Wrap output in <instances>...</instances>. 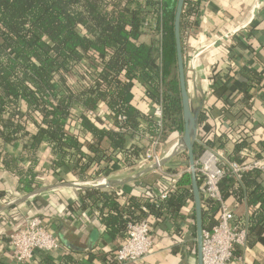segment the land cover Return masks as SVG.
I'll use <instances>...</instances> for the list:
<instances>
[{"label":"trees","instance_id":"1","mask_svg":"<svg viewBox=\"0 0 264 264\" xmlns=\"http://www.w3.org/2000/svg\"><path fill=\"white\" fill-rule=\"evenodd\" d=\"M177 2L0 0V164L18 176L20 192L31 194L37 188L38 152L45 143L51 148L55 166L72 163L84 178L93 157L97 162L106 159V149L101 146L104 140L132 165L137 157L144 156L150 142L127 148L129 137L161 134V141L168 143L174 136L183 135L174 30ZM198 10L199 2L185 0L180 28L187 85L190 55L186 40ZM146 33L153 35L150 43L141 40ZM251 72L245 86L260 85L263 76ZM135 82L153 102L148 114L131 102ZM157 104L162 105L161 126L153 115ZM92 110L95 115L89 114ZM120 115L126 116L123 126L131 130L120 129ZM206 117V113L199 114L198 124L202 125ZM222 138L228 140L227 135ZM222 138L218 141L224 143ZM17 142L23 145L19 158L6 149ZM86 144L89 154L84 150ZM252 144L245 139L234 142L233 151H227L228 158L243 162L264 157V140L258 142L259 150H252ZM213 145L208 139L196 141L195 160ZM94 172L98 174L96 168ZM259 174L243 172L236 179L228 171L219 182L225 200L235 197L257 205L249 219V232L252 225L264 220V187ZM196 177L201 187L202 178ZM191 184V173L184 172L177 180V189L170 192L176 204L193 201ZM86 193L94 207L108 209L103 222L112 235L125 234L129 222L141 220V205L137 213L120 207L112 194L98 188ZM201 198L203 229H209L218 220L220 203L205 198L202 192ZM168 199L146 205L161 211ZM43 264L53 263L45 260ZM63 264H71V258L66 256Z\"/></svg>","mask_w":264,"mask_h":264},{"label":"crops","instance_id":"2","mask_svg":"<svg viewBox=\"0 0 264 264\" xmlns=\"http://www.w3.org/2000/svg\"><path fill=\"white\" fill-rule=\"evenodd\" d=\"M198 2V15L192 20L186 40L191 106L194 112L207 115L204 123L198 124L196 141L211 140L212 148L225 155L241 139L252 142V150H259L258 142L264 140V0ZM152 38L153 35L144 34L141 40L150 43ZM194 56L198 60L191 63ZM251 71L263 76L260 85L245 86L244 82L252 78ZM144 92L141 84L135 82L131 102L148 114L153 102ZM223 135L228 140H223ZM181 137L174 136L163 143L164 157ZM220 137L224 143L218 141ZM129 138L127 148L133 144L142 147L150 141L144 135ZM101 146L106 149V159L97 162L93 157L89 173L81 178L72 163L55 166L51 148L43 144L38 152L36 194L20 192L18 176L0 164V264H18L10 236L34 216L44 219L47 228L60 238L61 246L50 254L37 251L26 264H43L45 260L63 264L66 256L71 258V264H112L116 249L127 234L112 235L108 231L103 222L108 209L94 207L86 193L94 188L112 194L120 207L137 213L138 206L142 210L152 199H161V194L168 192L166 207L161 211L148 207L144 213L153 242L151 254L127 264H198L194 196L193 201L188 199L178 205L175 196L170 195L171 175L183 168L181 162L172 158L159 169L150 161L141 164V155L128 165L122 152L111 150L109 140ZM6 149L17 158L23 154L21 142L8 144ZM84 150L89 154V144ZM99 180L106 183L97 185ZM258 180L264 187L263 174L258 175ZM226 201L237 221L248 228L246 243L235 248L233 264H264V220L252 225L249 232V219L257 205L235 197Z\"/></svg>","mask_w":264,"mask_h":264},{"label":"built area","instance_id":"3","mask_svg":"<svg viewBox=\"0 0 264 264\" xmlns=\"http://www.w3.org/2000/svg\"><path fill=\"white\" fill-rule=\"evenodd\" d=\"M189 3L198 0H188ZM261 4H258L260 7ZM197 56L192 58L191 63L197 62ZM90 115L96 113L92 110ZM153 115L158 124L162 125V105L157 104L153 109ZM120 129L124 132L131 130L130 127L123 126L126 121L125 115L118 117ZM106 122V121H105ZM106 125H109L106 122ZM150 139V143L145 150L141 164L153 162L157 168L162 167L164 155L161 148V134H157ZM231 172L236 179H240L243 172L258 171L264 175V157L249 158L243 162L230 160L227 155L206 147L197 160H195L196 175L202 178L200 191L204 197L220 203L218 220L209 229L203 230V264H233L235 259V248L244 245L248 239V228L236 219L235 211L223 198L219 188V182L227 172ZM184 172H190V167L181 168L171 175V191L177 188V180ZM106 180H99L97 185L104 184ZM168 192L161 194L160 198H166ZM151 204H157V199H152ZM143 215L139 222H129L126 230V240L116 249L112 264H127L138 262L148 257L153 248L150 237V225L144 213L149 211L146 206L142 207ZM10 244L14 248V260L18 264H26L31 260L37 251L52 253L61 246L60 238L49 230L40 216L29 218L25 225L18 228L10 236Z\"/></svg>","mask_w":264,"mask_h":264},{"label":"water","instance_id":"4","mask_svg":"<svg viewBox=\"0 0 264 264\" xmlns=\"http://www.w3.org/2000/svg\"><path fill=\"white\" fill-rule=\"evenodd\" d=\"M185 0H178L174 30H175V40L177 49V65L180 81V89L183 104V117H184V133L180 140L173 146V148L167 153L162 161V165L175 157L182 151L187 152L188 164L191 169L192 178V192L194 196L195 203V226H196V241H197V254H198V264H203V221H202V198L200 187L197 183V177L195 172V154L194 146L197 140L198 122H199V111L194 112L191 106L187 79H186V68L185 60L183 55L182 39H181V16L184 7ZM38 193L37 191L33 194Z\"/></svg>","mask_w":264,"mask_h":264},{"label":"rangeland","instance_id":"5","mask_svg":"<svg viewBox=\"0 0 264 264\" xmlns=\"http://www.w3.org/2000/svg\"><path fill=\"white\" fill-rule=\"evenodd\" d=\"M146 34L152 35L151 33H146ZM147 39H148V37H146V40ZM161 155H164L163 152ZM173 159L176 160L175 162H178V161L181 162V165L183 168L188 167V156H187V153L185 151L180 152L175 157H173Z\"/></svg>","mask_w":264,"mask_h":264}]
</instances>
